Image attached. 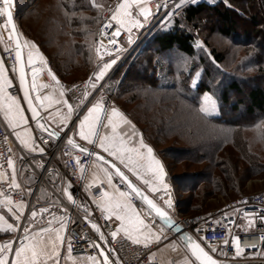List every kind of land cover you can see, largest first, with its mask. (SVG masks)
I'll list each match as a JSON object with an SVG mask.
<instances>
[{
	"label": "trees",
	"instance_id": "trees-1",
	"mask_svg": "<svg viewBox=\"0 0 264 264\" xmlns=\"http://www.w3.org/2000/svg\"><path fill=\"white\" fill-rule=\"evenodd\" d=\"M244 5L247 8H244ZM15 7L16 21L20 33L28 37L37 47H40L38 49L42 50L43 54L46 55V60L52 70L62 79L74 80L79 78L78 74H83L89 59H97L98 54L95 42L97 43L98 29L92 49L87 50L84 48L86 43L83 39L86 36L85 33L89 32L90 29L92 30L93 23H95L94 16L90 14L93 9V4L90 3V0H15ZM262 8H264V0H200L195 4H188L184 8L181 18H174L167 29L159 30L150 37L146 44L148 47H144L136 55L135 61L132 62L123 76L122 83L119 85V97H126L128 92H133V88H138L133 87L130 89L131 87H129L127 82L130 83V80L133 81L135 77L142 76L140 87H145L150 94L153 93L158 96L160 104L165 103L166 100H171L175 104L170 105L168 103L165 105L168 106V109H171V112L176 114L177 111L184 108V114H191L193 117L194 123L188 122V125H192L194 128L193 131H189L187 137L184 136V138L188 139L186 142L181 134L178 133L179 130L173 131L171 129L163 133L160 123L153 124L154 129H150V131L140 127L146 140L152 143L153 141L155 142L152 146L161 153L168 164L172 184L178 190L176 207L180 213L191 214L193 210L199 212L211 209L207 202L210 194L221 193L226 188V184H224V181L228 180L225 175L226 172L224 174L221 173L220 177L215 176L213 173V165L221 163V161H217V156L222 150V141L218 137V144L214 146V144L211 145V143L209 144L205 140L201 141L199 139L200 133L205 130L202 128L204 122H217L215 124L218 126V129L216 128L218 132L220 127L218 122L220 120L224 121L228 126L235 127V130H229L231 128H228L226 135L229 139L233 138L234 143L238 144L241 149L245 160L250 166L247 169L248 173L253 176L264 174V156L250 149L243 130L248 126L255 125V120L259 113L264 114V87L256 86L249 90L246 105L249 118L246 117V120L239 124L240 122L236 123L233 120H227V118L222 119L224 112L220 114L221 116L215 118L200 113L198 111L200 97L204 92L210 91V89L206 84L203 86L201 82L195 87L191 83L199 67L202 68V76L203 72L204 74L209 73L210 64L216 65L226 59L224 51L221 52L211 48L207 52L196 45L197 31L200 28L197 26V22L199 20L205 21L204 27L205 29L208 28L207 33L209 35L216 33L224 37H230V40H236V42H242L243 44L259 43L257 41L259 38L257 33L261 32L263 24L258 12H262ZM85 11L89 14H85ZM43 14L48 17L44 24H42L43 22H41L40 18ZM210 19L212 20V25H206V22ZM45 27H49L48 33L43 34L41 29ZM65 30L74 40L71 42L73 48L70 55L64 52L67 55L64 70L56 66L54 57L49 56L51 54L47 53L45 49L50 44H58L59 46L66 44L68 41L63 40V35L61 34V31L65 34ZM199 35L201 36L200 33ZM204 43L209 47L205 38ZM66 46L64 47L65 50ZM58 53L62 52L59 51ZM94 71H90L87 75L88 79ZM189 72H191V75ZM228 89L238 94L243 92L242 85L237 81L231 82L228 85ZM222 98L224 103H228V90L223 91ZM125 100V102L129 101L128 103L133 102L132 98ZM243 102L242 98L231 102L232 112H237ZM125 113L127 115L128 112ZM128 115L131 116L130 113ZM178 120L180 119L178 118ZM212 127L213 125H211L209 130ZM169 137L173 138L171 145H165L159 149L157 147L159 141ZM27 177L30 179L29 184L34 185L33 176L27 175ZM215 179L218 180L215 182ZM232 184H236L233 185L236 187L239 185V181L234 180ZM228 187L232 188V186ZM209 188L210 190L205 196L207 199L205 198L204 201L189 200L185 196V193L192 195L196 194L200 189ZM241 195L243 194L237 195L235 198Z\"/></svg>",
	"mask_w": 264,
	"mask_h": 264
},
{
	"label": "snow or ice",
	"instance_id": "snow-or-ice-1",
	"mask_svg": "<svg viewBox=\"0 0 264 264\" xmlns=\"http://www.w3.org/2000/svg\"><path fill=\"white\" fill-rule=\"evenodd\" d=\"M191 2L192 4L196 3V0H179V3L175 5L176 9L182 7L185 3ZM93 6L96 8H101L102 5L95 3V0H92ZM13 0H0V18H6L4 20L3 28L8 29L11 28V31L8 32V36L11 40L15 41V61L20 64V84L21 88L24 91L23 99L27 102V110L31 111L32 119L34 120L37 129L40 130L41 134H47L52 137L54 140L60 138L61 133L54 128H50L46 123H42V117L40 113L37 111L38 108L45 107V102L48 105L52 103H63L67 105V113L65 116L61 118V124L64 128H67L68 121L74 113V109L71 104H68L67 100H54L51 95H45L41 97L37 95L34 99L30 95V89L25 87V72H24V64L22 60L21 49L25 46H30V48L35 49L36 45L33 42L25 41L22 45L17 39L16 33V25L13 22ZM138 9V11H137ZM135 13V15H134ZM155 14L151 11L148 5V0H120L115 7V10L111 12L110 20L115 21L117 27H115V31L112 33L113 39L108 41L109 45L115 46L118 44V41L115 37L119 36L122 31L127 32V42L128 44H132L133 41V30H139L146 26L149 18L154 16ZM175 16V12H169L163 18L162 26H165L171 19ZM142 17V19H141ZM106 27H111L110 24H106ZM101 34L103 35V29ZM3 39L2 34H0V40ZM8 47H11L9 45ZM124 49L118 48L116 51V58L108 59L107 62L102 63V65H98V70L94 72L93 76L89 77V81L86 83H92V87L95 88L96 84H98L108 72L109 69L117 62L120 58V53L123 52ZM96 52L99 54L100 48H96ZM39 59L44 62V57L39 51H29L28 53V64L32 65L35 63V60ZM38 69L35 67L32 68V85L31 91L36 89V75ZM191 75V72H189ZM48 76L59 84V81L52 70L48 69ZM201 76V71H196L195 76L192 79V86H197L196 77ZM93 77L95 81L93 82ZM11 81L5 74L4 63L0 61V109L4 111L5 118L7 119L9 125L13 129H17L20 126H24L25 134L28 133L27 120L24 115V109L21 108L20 102L17 100L15 96H11L6 88L10 85ZM90 94L85 91L84 96L87 98ZM59 96L62 98L64 96L63 91L59 93ZM35 101H39V104H35ZM198 111L205 116L215 113L217 111V102L214 99L213 95L204 92L200 97V104ZM102 113L107 119L108 125L112 129V135H100L97 125L101 123ZM130 123L127 121V118L124 116L122 112L119 111L116 107H111V110L108 111L104 104L102 103V98L97 99L91 107L87 108V113L83 116V118L78 121V132H74V135H78L82 141L86 142L85 144H78L72 136H68L67 144L72 146L73 148H78L79 153L81 155H86L88 157L95 156L99 161H104L105 157L100 155L98 152L94 151L96 147L102 149L104 152L108 153L109 156L115 157L121 164L124 165L125 168H129L130 171L134 172L136 176L140 179H143L142 171L145 173H151L153 179L158 182L153 183L152 180L144 179V184L151 189L153 193H159L161 189H163L164 196L161 197L163 200V205L161 206L153 199L149 198L148 195H145L141 188L137 187L131 180H129L128 176L125 175L123 171L115 163H111V168L115 170V175L119 176L124 182L127 183V187L129 191H121L118 188H114L113 192H103L102 202H97L99 207L102 208L105 212L109 214V216H115L120 223L116 225V230L111 232V237L116 238L118 233H125L129 239L133 241V243H140L141 241L133 235L135 232H140L141 235L144 236V240L146 242H150L152 239L159 241L161 239V235L156 234L152 231L151 227L146 223L144 219L141 218L140 213H138L131 203V197L133 194L138 196L143 200L147 205V212L149 216L153 213L157 217L160 218L161 221L165 222L168 225H172L173 227H177V225L172 221L171 217L168 215V212L165 210L166 208H171L173 205V200L171 197L169 185L164 182L165 180V171L162 162L156 158L153 154V149L143 143L142 135L139 141L138 146L128 147L125 139L119 138V134L116 132L119 123ZM134 127V126H133ZM135 135V133H133ZM18 138H21L20 132H16ZM64 135H67L65 132ZM99 141V143H97ZM21 143L25 145V147L29 148L31 151H39L43 153L45 151L44 147H40L35 144L34 140H31V137L27 139L21 138ZM92 146V147H89ZM146 150V151H144ZM78 167L83 171L84 165L80 164V156H76ZM127 161V162H126ZM8 167L12 169V179L8 188L9 191L11 189H20V184L17 183L16 179V170L14 168V161L9 158L7 161ZM42 166V165H41ZM104 176L107 179L108 185L111 187L113 185V173L107 168L100 169ZM94 178H96V174L94 173ZM5 178V174L0 172V180ZM83 179V176L81 177ZM96 182L100 183V180L96 178ZM69 187H65L63 189L64 193L67 195V199L76 204V201L73 199V195L69 192ZM31 190H29L30 192ZM21 195L23 193L21 192ZM0 205H3L7 212L10 213L14 218V223H9L4 215H0V230L5 232H16L20 227L19 221L21 220V215L24 213V203L22 201L13 202L11 195L6 192H0ZM166 197V198H165ZM47 209H40L41 213L47 212ZM85 211H87L85 209ZM224 215H228L225 213ZM251 214L245 213V216H249ZM37 216V211L33 209L31 211L30 217L28 218V223L23 225V231L18 235V243H13V240H7L3 243H0V264H58L59 257L61 255L59 251V247L63 244L65 237L63 235L62 229H55L54 238L49 236L47 242L44 241L42 233L53 231L51 229V222H49V227H39L38 231L30 232V228H32L31 220ZM262 221H264V214H261L259 217ZM85 219H88V216H85ZM59 220L63 223L64 218L59 217ZM249 225L254 226V222L249 220ZM91 227L97 233H99V237L101 240L107 243L105 238V234L100 231L99 226L96 223H91ZM147 229V233L143 230ZM199 231V230H198ZM15 239V237H14ZM238 237L233 236L231 238V243L236 248V254L239 255L243 249L240 247L238 243ZM264 239V237H262ZM183 240L185 247L190 250L191 255L195 257V261H186L185 264H221L220 261L213 258L212 255L209 254L208 251L205 250L204 247L201 246V243L194 239L191 235L184 233L181 237ZM229 241L227 239L224 240V243L227 244ZM93 247L100 248L99 244H92ZM68 252L71 253V240L68 239L67 244ZM114 249L109 248L108 252L111 253ZM212 252H215V247L211 248ZM102 260L98 259L96 256H89L88 260L91 261V264H113V262L109 259V255L105 254V250L101 248L99 253Z\"/></svg>",
	"mask_w": 264,
	"mask_h": 264
},
{
	"label": "built area",
	"instance_id": "built-area-1",
	"mask_svg": "<svg viewBox=\"0 0 264 264\" xmlns=\"http://www.w3.org/2000/svg\"><path fill=\"white\" fill-rule=\"evenodd\" d=\"M178 2L179 0H148V5L155 14L161 7H170ZM118 3H120V0H116L114 5L112 4L105 12L96 38L98 46L111 54L114 57L113 59L116 58L118 48L122 47L124 49L120 53V58L112 66L115 68L122 66L127 61L130 62L131 58L133 59L134 55L139 53L135 52L139 42L138 37L134 36V42L130 45L127 42L126 31H122L119 36L115 37L118 41L117 45L112 46L108 43L110 39H113L112 33L115 31V27H117L115 21H111L109 18ZM5 19L0 18V34H2L5 44L1 53L10 73L16 76L15 45L14 41L8 37L10 29L3 28ZM106 24H110L111 27H106ZM102 29L103 35L101 34ZM9 45L11 47H8ZM45 65L46 63L37 60L32 65L27 63V69L31 70L33 67H40L42 68V73H44L47 72ZM16 80L10 86L9 91L13 96L21 97L20 87ZM47 81L49 85L61 87L67 98L78 103L76 113H80V110L88 104L96 102L97 99L101 98L107 110L112 106L110 91L107 87L108 80L102 79L96 84L95 88L92 87V83H86L89 79L70 83L60 78L59 84H57L48 76ZM94 81L95 79H93ZM85 91L90 94L87 98L84 96ZM73 123L69 124L67 128L60 130V138L54 140L47 134H41L35 122L29 121L35 144L45 149L47 166L44 173L55 172L60 179L67 181L75 194L76 204L68 201L40 202L37 199V195L40 187L45 183V178L42 176L39 178L36 192L31 197H28L27 186L24 183L21 172L16 175L20 189L13 188L9 191L8 186L12 179V169L8 167L7 161L9 158L13 161L15 160V146L12 133L0 117V169L5 173V178L0 180V191L11 195L13 202L27 200V213L34 205H38L39 209H47V212H39L36 220L38 225H49V222H51V225H55L60 222L59 217L69 220L67 244L68 239H70L72 247L70 254L72 256H96L102 260V257L99 255L101 248L104 250L111 248L114 251L108 252V254L114 264H158V249L170 238L181 239L180 233L185 232L197 239L205 250L218 261L264 262V239H262L264 237V221L259 218L261 214H264V190L224 200L223 204L218 208L184 214L177 210L176 202L173 198V189H170L173 200V205L169 208L172 211L171 219L180 228L181 232H176L174 227L169 226L159 241L147 243V246L143 242L138 244L133 243L131 239L123 236L121 233H118L116 238H112L111 232L116 230V224L112 216H109L107 212L91 200V196H100L104 185L86 182V178L78 167L76 160V156H80L79 163L83 164L85 168L90 164L93 157L81 155L78 148H73L67 144V138L70 136ZM65 132L67 135H64ZM82 176L83 179L81 178ZM115 182L119 188L129 191L127 183L118 176L115 177ZM21 192L23 195H21ZM160 196H164V193L161 192ZM131 200L137 206L143 203L135 194H133ZM225 213L228 215H224ZM245 213L251 215L245 216ZM86 215L88 219H85ZM249 220L254 222V226L249 225ZM92 222L96 223L100 231L105 234L107 243L101 240L99 233L92 229ZM233 236L239 238L238 243L243 249L239 255L236 254V248L231 243ZM225 239L229 241L227 244L224 243ZM5 241L7 240H3L1 243ZM16 242H19L18 236ZM93 243L99 244L100 248L93 247ZM212 247H215V252L211 251Z\"/></svg>",
	"mask_w": 264,
	"mask_h": 264
},
{
	"label": "rangeland",
	"instance_id": "rangeland-1",
	"mask_svg": "<svg viewBox=\"0 0 264 264\" xmlns=\"http://www.w3.org/2000/svg\"><path fill=\"white\" fill-rule=\"evenodd\" d=\"M14 4H15V0ZM116 0H95V3L102 5L101 8H96L93 6L92 12L90 13L91 15L94 16L95 23L92 25V30L90 29L89 32L85 33L84 42H86L84 45V48L87 50L92 49V45H94V40H95V34L97 33V29L99 28V25L101 24V21L104 17L105 12L110 8V6L115 3ZM200 0H196L198 2ZM212 1V0H210ZM110 2V3H109ZM90 3H92V0H90ZM179 3V2H178ZM176 3V4H178ZM191 2L185 3L182 7L179 9H176L174 4L173 6L170 7H161L154 16L149 18V21L147 22L146 26L142 29L133 30L132 36L138 37V44L136 47L135 52H140L141 50L144 49V47H148L147 41L150 39V37L157 31L167 29L170 25V23L173 21L174 18H181L182 12L184 8L190 4ZM244 8H247L246 5H244ZM16 10V7H15ZM262 12H258L259 18L263 24L262 30L260 33H257L259 38L257 41L259 43L254 42V43H242V42H236V40H230V37H224L221 35H218L216 33H212L209 35L207 33V29H205V21L204 20H199L197 22L198 28V33H197V46L205 49L207 52L211 48H215L217 51L225 52L226 54V59L224 62L219 63V64H210L209 73L203 72V75L200 77H196V84H203V86L206 84L210 91H207L208 93L212 94L214 99L217 102V111L215 113L210 114V117H219L221 116L223 112L225 114H222V119L227 118V120H233L236 123L240 122L239 124H242L245 120L246 117H248V113L246 111V105H247V100H248V92L252 88H255L256 86H262L264 87V8L261 9ZM138 11V9H137ZM246 11V9H245ZM169 12H175V16L171 19L170 22H168L165 26H162L163 18L165 15ZM247 12H249L247 10ZM85 14H89L85 11ZM135 15V13H134ZM207 16V15H206ZM41 22L44 24L47 20L46 15H41ZM142 19V17H141ZM51 20V19H50ZM53 20V19H52ZM47 24H49L47 22ZM206 25H212V20H208L206 22ZM45 26V25H43ZM260 26V25H259ZM262 26V25H261ZM82 28V27H81ZM38 29V27H36ZM48 28H43L42 33H48ZM200 29V30H199ZM69 31V30H68ZM88 31V30H87ZM201 34V36L199 35ZM61 34L63 35L62 39L65 40L67 43L63 45H58V44H50L47 46L45 49L47 53H50L55 64L58 68L64 69V64L66 62L65 58L67 57V54L70 55L72 52V46L71 42L74 40L73 37L67 34L65 30L64 32L61 31ZM204 38L207 40V43L209 47H207L204 43ZM253 44V45H252ZM66 46V50L64 47ZM99 47L98 44L95 42V48ZM38 48H40L38 46ZM100 48V47H99ZM146 49V48H145ZM40 50V49H39ZM61 51L62 53H58ZM69 51V52H68ZM42 53L43 57L46 55L43 54L42 50H40ZM65 52V54H64ZM135 53V54H136ZM98 54V53H97ZM137 53L136 55H138ZM134 55L133 59L131 58V61L125 62L122 66L115 68L112 67L111 69L108 70V72L105 74V77L103 79L108 80L107 81V87L110 91V98L112 101V106H117L119 107L122 111L128 112L131 114L130 117L135 121V123L139 127H144L145 130L150 131V129L153 128V124L160 123L161 130L163 133L170 131L171 129L174 131L179 130V134L184 138L187 137V134L189 131H193V126L188 125V122L194 123L193 122V117L191 114H184L185 109L182 108L180 111H177L176 114L171 112V109H168V106H165L166 104L173 105L175 102H172L171 100H166L165 103H161L158 100V96L155 94H150L145 87H140V84L142 82V76L135 77L133 81L130 80L129 87L132 89L133 87H138V88H133V92H128L125 96L119 97V85L122 83V79L124 74L127 72L129 69L130 65L132 62H134V58L136 57ZM114 58L111 54L107 53L104 51L102 48H100V52L98 54L97 59H89L88 64L85 65V71L83 74H78L79 78L77 79H62L65 82H76L79 80H86L87 75L90 73V71H97L98 70V65H102V63L107 62L108 59ZM260 57V59H258ZM46 59V57H45ZM47 61V60H46ZM48 62V61H47ZM49 63V62H48ZM50 65V64H49ZM134 68V67H133ZM65 70V69H64ZM202 68H198L197 71H201ZM94 71V72H95ZM94 72L91 74L93 76ZM81 73V72H80ZM93 79H95L93 77ZM237 81L240 85H242L243 92L242 94L235 93L233 90L228 89V85L233 82ZM128 87V88H129ZM129 89V90H130ZM224 90H228V97L229 101L228 103H224L223 98H222V93ZM130 98L133 99V102L128 103L125 102L129 100ZM242 98L243 103L241 104L239 110L237 112H232V108L230 103L237 101V99ZM180 119L178 120V118ZM177 118V120H176ZM137 120V121H136ZM196 120V119H195ZM255 125L253 126H248L244 130L245 132V137L247 138L249 147L253 151H257V153H260L261 156H264V114L259 113L255 120ZM217 122H204L202 128L205 130H202L200 133V140L201 141H206V143H211L214 144V146H217L218 144V137H220V140L222 141V150L219 152L217 158L218 162L221 161L220 164L218 165H213V173L216 176H221V173H225L227 176L228 180L224 181V184H226V188L221 191V193L216 192L213 194H210L207 199L205 197L208 194L209 189H200L196 194H190L185 193L186 198L190 199H195L196 201L201 200L204 201L205 198L207 199L208 206L211 208H218L220 207L224 200H230L235 198V196L243 194L247 195L248 193H253L257 191L264 190V174H260L259 176H253L248 173L247 169L250 167L245 160L241 149L239 148L238 144L234 143L233 138H228L227 137V130L228 128H231L229 130H235V127L233 126H228L225 124L224 121L220 120L218 122L219 127V132L216 130L218 129V126L216 125ZM211 125H213L212 129ZM150 127V128H149ZM237 127V126H236ZM169 128V130H168ZM215 128V130H214ZM175 134H177L175 132ZM220 135V136H218ZM174 136V135H173ZM229 139V140H228ZM185 142L188 141V139L184 138ZM153 141V140H152ZM173 141V138H168L164 140H160L159 143L157 144V147L161 149L165 145H171ZM192 141V140H191ZM150 145H154L155 143L153 141L149 142ZM214 163V161H213ZM28 176H33V181L34 185L36 187V183L39 181V178L36 174L31 173V172H23V179L24 183L26 186H28V190H31L28 192V197L31 195L33 188L30 187L29 184V177ZM218 179H215V182ZM237 180L239 181L238 186H233L236 184H232V181ZM214 182V183H215ZM38 184V183H37ZM228 186H232V188H229ZM41 188V187H40ZM1 192V191H0ZM183 196V195H182ZM193 212H197L196 210H193ZM192 212V213H193ZM166 243V242H165ZM189 251V250H188ZM190 253V252H189ZM191 255V254H190ZM193 258V257H191Z\"/></svg>",
	"mask_w": 264,
	"mask_h": 264
},
{
	"label": "crops",
	"instance_id": "crops-1",
	"mask_svg": "<svg viewBox=\"0 0 264 264\" xmlns=\"http://www.w3.org/2000/svg\"><path fill=\"white\" fill-rule=\"evenodd\" d=\"M21 38H22L23 44L25 43V41L32 42L24 34H21ZM4 45H5L4 40L3 39L0 40V61H2L4 63L5 74L8 77V79L11 81L10 85L6 88V91L11 96H13L10 93L9 88L13 84L14 80L17 78L15 75H12V73H10V71H9L5 61H4V58L2 56L1 50L4 48ZM24 50H25V56H26L27 61H28L29 51L35 52L38 50L39 53H41L37 46L35 49L30 48V46H25ZM37 60H39V59H36L35 61H37ZM44 63H47L45 57H44ZM47 77H48V73L44 72L37 78L41 96L43 97L45 95H51L54 100H61V99L67 100L68 104L72 105V107L75 111H74L73 115L71 116L70 120L68 121V125L72 124V122H74L73 127L71 129L70 136H72L79 143L85 144L86 142L82 141V139L78 135H74V132H78L77 125H78L79 119L83 118V116L87 113V108L91 107V105L94 102L88 104L85 108L80 110V113H76L77 108H78V103L67 98V96L65 95V93L61 87L49 85V83L47 81ZM61 91H63V93H64V96L62 98L59 96V93ZM15 97L20 102L21 108L25 110L24 115H25V118L28 122L27 123L28 133L25 134L23 125L18 127L17 129H13L9 125L7 119L5 118V114H4V111L2 109H0V117L3 121V123L5 124V126L8 128V130L12 133V137L14 140V146H15L14 147V152H15L14 168L16 170V175L19 172H21L23 174L24 171H26V172L29 171L31 173L36 174L38 176V178H40V176L45 178V183L41 186L42 190L40 188L38 191V195H37V199L40 202H58V201L70 202L67 199V195L63 191V189L65 187L69 186V183L67 181H63V179H60L59 176L55 172H50L48 174L44 173L46 166H47V161H46L47 159L45 156V151L43 153H40L39 151H31L29 148L25 147V145L21 143V138L27 139L28 137H31V140H33V132H32V129L29 125V121L31 120V117H30V114L28 113V111L26 110L23 99L21 97H17V96H15ZM111 107H116L117 109H119V111L122 112L124 114V116L127 118V121H130V123L123 122V123L118 124L116 132L119 134V138L125 139L128 147H133V146L139 145V141H140L141 135H142L143 143L150 146L153 149V154L156 156L157 159H159L162 162V164L164 166V171H165L164 182L169 185V189H173V198L176 202L178 190H177V187L174 184H172V178L170 175L169 167H168V164L166 163L164 157L152 145H150V143L146 140L142 129L135 123V121H133V119L128 117L126 115V113L124 111H122L119 107H117V106H111ZM40 109L43 113V116H44L46 122L48 123V125L51 128L57 129L58 131L65 129L64 126L61 124V118L63 116H65L67 113V105L66 104L52 103L51 105H48V103L45 102V107L40 108ZM110 110H111V108L108 111H110ZM97 128H98L100 135H106V136L112 135V129L108 125L107 119L103 113H102L101 123L99 125H97ZM16 132H20L21 138L17 137ZM133 133H135V135ZM97 143H99V141H97ZM89 147H92V146H89ZM95 149L99 150L103 154L110 157L114 162H116L120 166V168L135 182V184L139 188H141V190L144 192L145 195H148L149 198L153 199L154 201H156L161 206H164L163 200L161 199V196H160V193L163 192V189H161V191L159 193H153L151 191V189L148 188V186L145 185L143 182L144 179H148V180H152L153 183H156L157 186H159L158 182H156L153 179V176L151 173H145V172H143V170H141L142 174H143V179H140L136 176V174L134 172L130 171L129 168H125L123 164H121L118 160L115 159V157L109 156L108 153L104 152L102 149H100L98 147H96ZM144 151H146V150H144ZM101 168H107L113 173V185L111 187L108 185L106 177L104 176L103 172L100 170ZM0 172H3V171L0 169ZM82 173L84 174V176L86 178V182L98 184V185H104V189H103L102 193L100 194V196H98V197L91 196V200L94 204H98L97 202H102L103 192H105V191L111 193V192H113L114 188H118L119 190L124 191L123 189L119 188L115 182V177H117V175H115V170L112 169L111 166L109 164L105 163L104 161H99L97 158H92L90 164L83 169ZM94 173L96 174V178H98L100 180V183L96 182V178H94V175H93ZM37 183H36V187H35V185H32V184L30 185V187H32L33 190H32V193L29 197L33 196L34 193L36 192ZM28 188L29 187L27 186V190H28ZM28 192H29V190H28ZM69 192L73 195V199L75 200V194L72 191L71 187H69ZM0 199H2V197H0ZM22 202L24 203L25 207H24V213L21 215V220L19 221L20 227L17 229L16 232H5V231L0 230V236H1L0 237V243L3 240H10V239L13 240V243H18V242H16L17 236L20 233H22L23 225L29 222L28 218L30 217L31 211L33 209H35L37 211V216L35 218H32V220H31L32 228H30L29 231L30 232H32L34 230L38 231V226L39 227H45V228L49 227V225H38L36 223V220H37V218L39 216V212H40L38 205H34L33 208L27 213L28 201L22 200ZM131 203H132L133 207L135 208V210L138 213H140L141 218L144 219L146 221V223L151 227L152 231L156 234L161 235V237H162V235L165 234V232L168 230L170 225L161 221L160 218L155 215V213H153L151 216H149V214L147 212V205L145 202H143L142 205H140V206H137L132 200H131ZM165 210L168 212V215L171 217L172 211L169 208H166ZM0 215H4L5 219L9 223L15 222V218L10 213L7 212V209L3 205H0ZM112 218H113V221L115 222L116 225H118L120 223V221H118L115 216H112ZM92 223H94V222H92ZM51 229L53 231L41 234L43 236L45 242H47L49 236L54 238V236H55L54 230L55 229H62L63 235L65 237L63 244H61L59 247V251H60L61 255L59 257L58 264H91V261L88 260V257H86V256H72L68 252L67 237H68V229H69V220L65 219L63 221V223L60 221L55 225H51ZM143 231L145 233H147V229H144ZM120 233L123 236L128 237L125 233H123V232H120ZM133 235L136 236V238L139 239L141 242L146 243L144 240V236L141 235L140 232H135V233H133ZM14 237H15V239H14ZM155 241H157V240L152 239L150 242H147V243H151V242H155ZM158 256H159V263L158 264H185L186 261H189V262L195 261L193 258H191L192 256L190 255L188 249L185 247L184 242L181 239L178 240L175 238H170L166 243H164L158 249Z\"/></svg>",
	"mask_w": 264,
	"mask_h": 264
},
{
	"label": "water",
	"instance_id": "water-1",
	"mask_svg": "<svg viewBox=\"0 0 264 264\" xmlns=\"http://www.w3.org/2000/svg\"><path fill=\"white\" fill-rule=\"evenodd\" d=\"M12 11H13V22H14V24L16 25V33L18 34L17 35V39H19V41H20V43L23 45V42H22V38H21V34H20V31H19V28H18V25H17V21H16V10H15V4H14V1H13V9H12ZM10 30L9 31H11V28H9ZM9 37V36H8ZM14 41V40H13ZM14 45H15V41H14ZM21 53H22V60H23V64H24V72H25V87H27V88H29L30 89V95H31V97L34 99L37 95H40L41 96V94H40V88H39V84H38V81H37V78L42 74V68H40V67H38V68H36V69H38V72H37V75H36V89L34 90V91H31V85H32V69L31 70H28L27 69V59H26V56H25V50H24V47H22V49H21ZM51 69L52 70V68H51V66L49 65V63H46V65H45V69L47 70V72H48V69ZM19 69H20V64L19 63H17V67H16V71H15V73H16V77H17V81H18V84H19V87H20V91H21V97H22V99H23V95H24V91H23V89L21 88V84H20V71H19ZM52 72L55 74V76L57 77V79H58V81L60 80V77L52 70ZM42 97V96H41ZM23 102H24V105H25V107H26V110H27V102L26 101H24V99H23ZM34 103L35 104H39L40 102L39 101H35L34 100ZM28 111V113L30 114V117H31V120L32 121H34L33 119H32V113H31V111H29V110H27ZM37 111L40 113V115H41V117L43 118L42 119V123H46L47 125H48V123L46 122V120H45V118H44V116H43V113H42V111H41V109L40 108H38L37 109ZM49 126V125H48ZM50 127V126H49ZM51 128V127H50ZM74 139V138H73ZM77 141V140H76ZM77 143L78 144H81V143H79L78 141H77ZM94 151H96V152H98L100 155H103L104 157H105V160H104V162L105 163H107V164H109L110 166H111V163H115L116 165H117V167H119L120 168V166L116 163V162H114L110 157H108L107 155H105V154H103L102 152H100L99 150H97V149H94ZM93 158H96L95 156H92ZM121 169V168H120ZM121 171H123L122 169H121ZM124 172V171H123ZM125 173V172H124ZM125 175L126 176H128L126 173H125ZM128 178H129V180H131L132 182H133V184H135V182L128 176ZM136 185V184H135ZM137 186V185H136ZM138 187V186H137ZM140 198V197H139ZM143 201V200H142ZM144 202V201H143ZM170 226H172V225H170ZM173 227V226H172ZM174 230L176 231V232H181V230H180V228L177 226V227H174ZM184 233L185 232H181L180 233V238L184 235ZM188 234V233H187ZM188 235H190V234H188ZM193 237V236H192ZM194 238V237H193ZM195 239V238H194ZM183 241V240H182ZM202 246V245H201ZM203 247V246H202ZM109 249V248H108ZM108 249L107 250H105V254L106 255H109L108 254ZM189 250V249H188ZM189 252H190V250H189ZM190 254H191V252H190ZM192 256V255H191ZM193 257V256H192ZM109 259L111 260V257H110V255H109ZM193 259L195 260V257H193ZM112 261V260H111ZM221 262V264H264V262H262V261H250V262H233V261H220ZM197 264H198V262H196ZM114 264V263H113Z\"/></svg>",
	"mask_w": 264,
	"mask_h": 264
}]
</instances>
